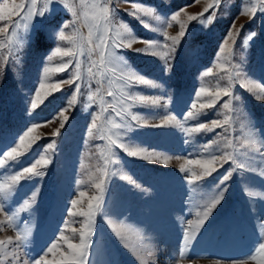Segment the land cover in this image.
I'll return each mask as SVG.
<instances>
[{"label":"rangeland","instance_id":"1","mask_svg":"<svg viewBox=\"0 0 264 264\" xmlns=\"http://www.w3.org/2000/svg\"><path fill=\"white\" fill-rule=\"evenodd\" d=\"M67 2L76 4L77 10H81L78 0ZM86 2L92 3L95 0ZM212 2L213 0H111L119 20L136 37L160 42L161 45L165 42L171 44L170 40L165 41L162 32L158 30L161 24L155 17L167 20L181 9L183 11L179 20L188 25V34L176 49L171 61V71L167 70L159 55L137 53L135 49L145 47L141 42L134 43L131 50L120 53L129 68L160 85L155 88L138 85L133 89L134 92L169 100L167 109L150 105L135 107L133 111L140 113L147 120V125L134 126L127 134V140L169 159L166 162L163 159L142 160L129 157L121 149H114L119 158L116 169L121 174L128 175L139 187L121 179L120 175L113 176L107 182L103 213L95 217L88 264H255L251 259L245 258L256 254L258 244L264 242V199L249 198L244 188L247 186L250 190L264 191V177L250 171L234 172L227 182L222 202L199 230L192 246L184 249L185 255L181 257L183 234L188 221L198 219L196 213L204 211L206 202L217 194L219 179L234 165L231 161L223 163L222 167L217 165L219 170L195 190L187 183L190 173L181 172L180 168L185 165L199 174V166L187 165L186 159H200L199 154L204 146L212 141L216 143L209 151L217 155L233 151L232 147H225L228 140L232 139L233 146L239 149L238 159L241 162H250L252 167L264 170V159L255 148L241 147L245 138L252 133L257 140L256 148L264 153V100L258 101L255 98L260 93L248 92L240 87V83L245 81L233 82L232 91L237 99L232 101V127L228 132L216 128L211 132L193 133L189 138L174 123L152 127L161 124L167 114L174 115L186 127L200 122H208L210 126L214 119L223 120L222 114H227V110L222 104L228 97H223L215 108L204 110L196 120L185 122L184 117L192 110L191 105L196 100L195 93L200 87L214 92L218 87L229 85L231 64L239 65L251 81L264 86V12L259 10L261 0H221L213 21L205 27L206 17L214 9L209 8L208 12H204V9ZM133 3L154 10L152 17H142L148 27L128 14L133 11ZM252 4L257 7L253 18H249L251 13L240 15L243 5ZM50 9L44 17L33 20L29 28L30 38H26L23 44L14 46L15 54L9 57V65L0 71V153L14 146L19 136L33 123L41 124L34 133L41 137L38 144L21 162L9 163L0 168V182L15 171L30 166L43 154L49 142L56 141L54 155H51L52 150H48L52 162L46 169V175L43 178L21 181L5 202L7 211H15L37 193L35 203L28 211L21 212L17 220L20 227L26 224L30 227L31 235L18 252L20 259L15 264H34L42 256L55 264L60 253L68 251L65 240L61 239V232L72 243H79V234L73 236L72 229H80L86 218L72 217L68 214V209L71 207V200L80 199L82 203L73 210H87L89 198L99 195L95 185L103 178L104 159L107 156L104 151L106 140L90 137L88 134L92 114L99 111V96L94 106L89 107L93 102L87 100V95L101 87L95 82L99 77L93 78L87 72V68L92 66L90 61L85 60L82 64L85 88L81 92L77 93L75 85L61 84L62 91L54 92L43 104H38L37 109L31 110V96L35 94L42 79L45 83L59 82L70 79V74L76 71L73 66L68 71L57 74L55 68L61 63V59L54 57L49 60L51 52L57 46V31L66 21L73 19L61 3L51 5ZM202 12L204 23L187 20L188 16ZM77 26L80 33L87 36V27L83 23ZM230 29L236 39L235 55L231 62L226 59L227 53L218 58L219 48ZM237 29H240L238 37ZM179 30L178 23L166 27L170 37L176 36ZM66 31L70 33L71 29ZM251 33H255V36L245 47L244 40ZM228 43L231 44L232 39ZM3 45H7V39L0 33V46ZM61 46L71 47V44L61 42ZM7 52V47H0V65ZM93 59L98 60V57L94 56ZM46 67L53 71L45 75ZM209 68L212 69L211 74L204 77L203 73ZM88 84L91 85L90 88L87 87ZM107 90L108 85L105 83L101 87V95L111 100L112 98L106 97ZM74 95L75 104L70 106L69 102ZM209 100V97L202 96L196 101L197 107L199 103ZM64 109H68L64 112L67 120L61 128L64 116L60 113ZM57 129L59 135L53 137L52 134ZM186 139L189 143H185ZM97 145L101 147L98 149ZM0 159L3 157L0 156ZM78 181L81 182L79 185ZM80 191H84L86 195L79 197ZM6 219V215L0 212V222H5ZM109 221L117 230L126 229L122 231L120 238L112 230ZM16 235V231L7 227L6 223L0 229V240L7 241L11 237L15 241ZM53 244L56 248L49 253L48 248ZM5 264H13V260L6 259Z\"/></svg>","mask_w":264,"mask_h":264},{"label":"snow or ice","instance_id":"2","mask_svg":"<svg viewBox=\"0 0 264 264\" xmlns=\"http://www.w3.org/2000/svg\"><path fill=\"white\" fill-rule=\"evenodd\" d=\"M127 2V0H125ZM55 3H61L66 10L71 13L73 19L66 21L57 31L56 40L57 46L51 52L49 60L54 57H59L61 63L55 72L57 74L68 71L73 66L75 67V73H71V78L54 83H45L42 79L39 87L35 90V94L31 96L30 105L31 110L37 109L38 104H43L45 99L52 95L56 91H62L61 84H68L69 86L75 85L77 93L81 92L85 88V82L83 80L82 64L85 60L91 62V67L87 68V72L93 78L99 77L95 82L101 87L107 83L108 90L106 91V97L112 98L107 100L104 95H101V87H98L93 92H89L87 100L93 102L88 106H94L97 97L99 96V111L92 114V120L88 128V134L90 137H96L101 140H106L104 151L107 152V156L104 159V174L100 183H97L99 195H94L88 200L87 210H76L79 204L82 203L80 199L71 200V207L68 209V214L72 217L83 216L85 222L82 223L80 229H72L73 236L79 234V243H72L71 239L65 237L61 232V239H64L68 251L61 252L60 258L55 261V264H88L89 250L92 243V234L95 228V217L98 214L103 213L104 206V193L107 188V182L111 180L113 176L120 175V178L135 185V181L128 175L121 174L116 165L119 163V158L114 149H121L129 157H135L142 160H161L165 162L169 157H161L156 152H150L145 147L133 145L127 140V134L133 130L134 126H146L147 120L133 109L137 106H163L167 109L169 100L160 97H149L140 93L134 92L133 89L138 85H144L151 88L159 87L155 81L144 78L139 73L129 68L127 62L124 60L120 53L124 50H131L132 45L136 42H141L145 45L142 49H135L139 54L159 55V58L166 64L167 70L171 71V61L174 59V55L177 47L180 45L182 39L188 34V25L181 23L179 20L181 11L178 10L171 15L170 19L164 20L161 17H155L160 21L161 27L158 29L162 32L165 41H171V44L165 42L161 45L160 42L147 41L142 38L133 35L131 29L122 21L119 20L117 10L112 7L111 0L104 2V0H95V2L87 3L86 0H78L80 11L77 10V5L74 3H68L67 0H3L0 3V33L4 34L7 39V45L0 47H7L8 52L4 56L3 64L0 65V71H3L10 63L9 57L14 56L15 47L23 44L24 40L29 37V28L36 17H44L50 12V6ZM221 5V0H213L209 4L208 8L204 9V12H208L209 8L214 9L211 15L206 17L207 27L208 23H211ZM187 7V5L185 6ZM133 11L128 14L134 18L141 20L145 27L148 25L142 20V17H152L154 10L141 6L139 4H132ZM260 11L264 12V0H261ZM204 12L199 15H190L187 20L194 21L199 20L204 23ZM257 7L255 4L251 6L243 5L240 15H252L250 19L255 16ZM10 22V23H8ZM83 23L87 27V36L80 33V28L77 25ZM173 23L179 24V32L176 36L170 37L166 31V27H172ZM235 21H233V25ZM243 25H241V29ZM71 29V32L66 30ZM240 29H237L236 36H239ZM255 36V33H251L244 40V46L247 47L250 40ZM232 39V43L229 44L228 40ZM63 44H71V47L61 46ZM236 39L233 36L231 29L228 32L227 37L222 42L218 58L220 55L227 53L226 59L231 62L232 56L235 55ZM159 50V53L158 51ZM98 57L93 59V57ZM66 58V59H65ZM95 69V71H93ZM232 71L228 74L229 85L225 87H218L216 91H211L206 87H200L196 93V100L193 101L191 108L184 117V121L196 120L199 115L204 113V110L213 109L217 103L223 100V97H228V100H223V108L227 110V114L223 115V120L214 119L210 122H200L194 126L186 127L184 122L178 120L174 115L167 114L161 124L152 125V127H161L165 124L174 123V125L181 129L186 137H191L193 133L199 134L201 132H211L216 128H221L224 132L232 127V101L237 99L232 91V84L234 81H245L240 83V87L245 88L248 92L258 91L260 94L255 98L258 101L264 100V86L260 83L253 82L246 74H244L239 65L231 64ZM53 69L46 67L44 69L45 75H47ZM212 69L209 68L203 73L204 77L211 74ZM91 87L90 84L87 85ZM202 96L210 98L208 102H197ZM76 101L75 95L69 102L70 106L74 105ZM68 109L61 111L60 115L64 116V112ZM31 115V111L29 112ZM67 120V116H64V120L61 121V128L64 126V122ZM135 122V123H133ZM47 123V122H44ZM41 124L33 123L30 127L19 136L15 145L8 150L0 153L3 159H0V168L6 164H16L21 162L22 158L28 155L33 148L38 144L41 137L34 135L37 128ZM227 126V127H225ZM53 137L59 135V129L53 132ZM185 143H189L186 139ZM216 141H212L204 146L203 151L199 154L200 159H186L187 165L199 166L201 172L196 174L191 168H186L185 165H181V172H189L187 177V183L193 186V189L199 187L202 182L216 173L223 163L231 161L234 165L229 169L220 179L216 185L217 194L212 196L205 204L203 212H197L198 219L196 221H188V227L184 229L183 234V247L181 249V257L185 255V248H190L193 241L197 238V234L205 222L209 219L214 209L222 202L224 193L227 191V182L232 177V174L238 170L255 172L259 176L264 177V170H258L251 166L250 162H241L238 159L239 149L233 146L232 139L228 140L225 147H232L233 151L224 152L223 155H217L209 149L212 148ZM56 141L49 142L44 150L43 154L39 155L38 159H35L30 166H25L19 171H15L13 174L8 175L6 179L0 182V212H3L7 219L5 222H0V229L7 224V227L16 231L17 235L15 241L11 237L7 241L0 240V264H5V260L11 258L13 264L20 259L18 252L23 248L31 235V229L27 224L24 227H20L17 224L19 215L21 212L28 211L32 204L35 203V196L33 194L31 200H25L23 205L18 207L15 211H7L5 208V202L12 196L16 186H18L23 180H33L36 178H43L46 175V169L51 164V155H54ZM257 140L254 134L250 133L244 140V144L241 147L255 148L257 153L262 159H264V153L260 152L259 148H256ZM101 146L97 145L99 149ZM48 150H52L51 155ZM206 157V158H205ZM111 165L112 167H109ZM78 185L81 182H77ZM139 187V185H135ZM244 191L249 198L264 199V191L250 190L245 186ZM86 194L84 191L79 192V197H84ZM109 225L115 232L118 238L121 237L122 231L126 229L117 228L109 221ZM264 227V225H262ZM11 246V250H10ZM127 247V245H125ZM56 245L53 244L48 248V252L51 253ZM256 254H250L248 258L255 262V264H264V242H260L255 249ZM259 257V258H257ZM27 264V262H26ZM34 264H51L44 256L34 261ZM219 264V262H217ZM238 264V262H233ZM242 264V262H240Z\"/></svg>","mask_w":264,"mask_h":264}]
</instances>
